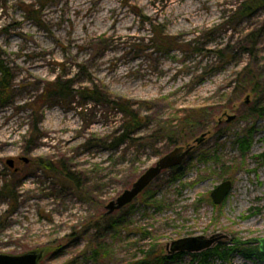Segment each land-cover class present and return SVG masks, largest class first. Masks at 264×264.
I'll return each instance as SVG.
<instances>
[{
	"label": "rangeland",
	"instance_id": "374dc122",
	"mask_svg": "<svg viewBox=\"0 0 264 264\" xmlns=\"http://www.w3.org/2000/svg\"><path fill=\"white\" fill-rule=\"evenodd\" d=\"M243 1L0 0V77L9 84L0 190L15 194L0 195L1 255L201 264V252L170 249L202 237L216 238L206 251L222 254L205 264H264L243 254L264 238V104L252 92L264 80V9L238 17ZM59 87L64 96H52ZM134 117L140 125L115 147ZM176 147H192L180 166L105 215ZM225 180L231 191L215 205L210 193Z\"/></svg>",
	"mask_w": 264,
	"mask_h": 264
},
{
	"label": "water",
	"instance_id": "95a60500",
	"mask_svg": "<svg viewBox=\"0 0 264 264\" xmlns=\"http://www.w3.org/2000/svg\"><path fill=\"white\" fill-rule=\"evenodd\" d=\"M248 100L249 99L247 98L246 102H248ZM227 119L230 121L233 117H228ZM191 150L192 147L187 149L176 147L162 156L153 167L144 171L129 189L124 190L121 195L105 206V215H111L130 205L157 177L160 176L162 171L180 166L190 154ZM7 164L12 167L13 161L8 160ZM231 188V181H222L210 193L212 202L215 205L221 204L230 193ZM216 240V238L203 239L202 237L180 239L172 243L170 250L172 253H200L210 248ZM258 249L259 252L264 255V238L259 240ZM41 258L42 253L35 251L18 256L0 254V264H38Z\"/></svg>",
	"mask_w": 264,
	"mask_h": 264
},
{
	"label": "trees",
	"instance_id": "16d2710c",
	"mask_svg": "<svg viewBox=\"0 0 264 264\" xmlns=\"http://www.w3.org/2000/svg\"><path fill=\"white\" fill-rule=\"evenodd\" d=\"M262 9H264V0H245L242 2V4H240L237 7L236 14L238 17H250L255 12H258L259 10H262ZM253 84L254 85L252 87V92L255 93L256 96L260 97V99H262L263 102L261 103V105H263L264 104V80L260 81L259 79H256V81ZM8 87H9V84H8V80H7V75L3 73L0 77V95H2L3 92L8 89ZM64 92H65L64 87H59L57 90L54 89L51 95L52 96L58 95V96L62 97L65 94ZM260 110H263V108H261ZM193 115H197L196 123L201 121L202 118H204V112H202V111H197ZM139 125H140V123H139L138 119L136 117H134L132 122L130 123V126L124 127V131H123L122 135L119 137V139H117L114 142V146L119 147L121 144H123L125 141H127L129 139V136H130L129 128L133 130L135 128H138ZM64 176L67 178H70V174H65ZM0 195L8 198L9 200L10 199L13 200L14 195H15L14 189L12 187H10L9 185H5L0 190ZM205 251L201 252V257H202L201 264L206 263L210 254L214 253L216 255H219L220 257L222 256V254L218 252V249H213L211 251H206V252ZM252 252L255 253L258 258L263 259V256L259 252V249L257 247L251 248L248 250L247 249L243 250V254L246 256H249L250 253H252ZM148 260H150V258H148L147 261ZM152 261H155V264L161 263V259H159V258H154V259H152Z\"/></svg>",
	"mask_w": 264,
	"mask_h": 264
},
{
	"label": "bare ground",
	"instance_id": "6f19581e",
	"mask_svg": "<svg viewBox=\"0 0 264 264\" xmlns=\"http://www.w3.org/2000/svg\"><path fill=\"white\" fill-rule=\"evenodd\" d=\"M91 2H93V3H96V1L97 0H90ZM144 17H147V16H145L144 15ZM113 18H114V22L115 21H117V20H119V16H118V14H113ZM146 19H149V18H146ZM150 20V19H149ZM111 29L113 30L114 29V27H111ZM112 35H113V33H112ZM103 38V37H102ZM140 39H142V38H140ZM103 40L105 41V39L103 38ZM141 41V40H140ZM106 42V41H105ZM176 57H173V59H175ZM170 70V68H167V70L165 71V72H167V71H169ZM162 72V70H160V73ZM199 110H203V109H199Z\"/></svg>",
	"mask_w": 264,
	"mask_h": 264
},
{
	"label": "flooded vegetation",
	"instance_id": "af4514ba",
	"mask_svg": "<svg viewBox=\"0 0 264 264\" xmlns=\"http://www.w3.org/2000/svg\"><path fill=\"white\" fill-rule=\"evenodd\" d=\"M25 158H21V161L28 162V160H24ZM14 164V163H13Z\"/></svg>",
	"mask_w": 264,
	"mask_h": 264
}]
</instances>
